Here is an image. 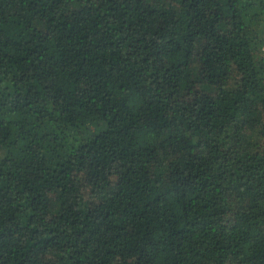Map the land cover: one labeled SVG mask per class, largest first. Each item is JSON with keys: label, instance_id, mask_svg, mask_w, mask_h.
Segmentation results:
<instances>
[{"label": "trees", "instance_id": "trees-1", "mask_svg": "<svg viewBox=\"0 0 264 264\" xmlns=\"http://www.w3.org/2000/svg\"><path fill=\"white\" fill-rule=\"evenodd\" d=\"M0 264H264V0H0Z\"/></svg>", "mask_w": 264, "mask_h": 264}]
</instances>
